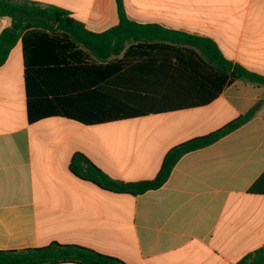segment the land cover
<instances>
[{"label":"crops","instance_id":"crops-1","mask_svg":"<svg viewBox=\"0 0 264 264\" xmlns=\"http://www.w3.org/2000/svg\"><path fill=\"white\" fill-rule=\"evenodd\" d=\"M29 1L58 6L96 33L119 23L115 0ZM123 2L129 19L208 37L264 76V0ZM10 26L0 17V33ZM259 101L252 120L184 155L160 189L111 193L69 170L81 152L114 179H153L171 147ZM263 172L264 87L236 81L204 106L93 125L62 116L30 123L21 40L0 67V250L56 241L127 264H235L264 248V195L247 192Z\"/></svg>","mask_w":264,"mask_h":264},{"label":"trees","instance_id":"trees-1","mask_svg":"<svg viewBox=\"0 0 264 264\" xmlns=\"http://www.w3.org/2000/svg\"><path fill=\"white\" fill-rule=\"evenodd\" d=\"M115 3L118 25L96 33L58 6L0 0V17L11 19V26L0 33V67L21 40L30 123L62 116L93 125L204 106L236 81L264 87V76L227 59L214 40L135 22L128 18L123 0ZM259 105L260 101L210 133L171 147L153 179H114L81 152L72 155L69 170L111 193L138 196L160 189L184 155L239 129L255 117ZM247 192L264 195V172ZM0 264L127 263L85 246L54 241L36 248L0 250ZM235 264H264V248Z\"/></svg>","mask_w":264,"mask_h":264},{"label":"water","instance_id":"water-1","mask_svg":"<svg viewBox=\"0 0 264 264\" xmlns=\"http://www.w3.org/2000/svg\"><path fill=\"white\" fill-rule=\"evenodd\" d=\"M11 31L14 32V29H12Z\"/></svg>","mask_w":264,"mask_h":264}]
</instances>
